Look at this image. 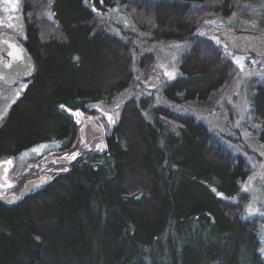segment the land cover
<instances>
[{
  "label": "trees",
  "instance_id": "obj_1",
  "mask_svg": "<svg viewBox=\"0 0 264 264\" xmlns=\"http://www.w3.org/2000/svg\"><path fill=\"white\" fill-rule=\"evenodd\" d=\"M116 1L52 0L55 25L27 22L23 41L37 69L0 125V159L43 143L71 149L79 132L67 109H88L131 83L128 43L96 30L91 8ZM119 1L135 18L152 13L158 36L182 40L196 35L214 0H157L148 11L141 0ZM24 3L37 11L34 0ZM231 3L218 9L229 16ZM196 40L165 89L173 102L207 100L225 82L228 64ZM143 107L123 111L106 151L74 162L15 207L0 200V264H264L254 221L232 209L250 174L245 161L212 142L205 123L183 116L175 127L161 112L147 119ZM252 109L264 144L263 86Z\"/></svg>",
  "mask_w": 264,
  "mask_h": 264
},
{
  "label": "rangeland",
  "instance_id": "obj_2",
  "mask_svg": "<svg viewBox=\"0 0 264 264\" xmlns=\"http://www.w3.org/2000/svg\"><path fill=\"white\" fill-rule=\"evenodd\" d=\"M25 1L0 0V33L10 31L23 41L27 22H35L42 30L55 25L49 4L52 0H34L36 12L24 11ZM154 1L157 0H141L139 3H143L148 11ZM224 2L214 0L205 6L207 9L199 15L202 22L196 35L185 36L182 40L158 36L155 33L156 19L152 13L135 18L136 9L133 11L132 6L122 4L119 0L111 8L91 5L95 9V29H102L128 43L134 73L132 81L112 98L92 102L88 109H67L79 132L71 149L55 153L52 150L55 145L43 143L24 151L17 160L10 158L17 169L16 172L15 169L12 171L17 186L0 192V197L16 194L21 199V192L30 180L49 175V181H52L58 173L69 170L74 162L106 151L107 136L117 125L123 111L130 108L131 104L141 109L145 105L144 115L147 119H154L156 113L161 112L162 120L173 122L175 127L183 116L205 123L210 128L212 142L245 161L250 174L241 183L240 194L231 199L232 209L243 218L254 221L261 239L260 248L264 249V144L258 138L260 120L252 109L254 94L258 88L264 87V53L258 56L235 53L218 36V32L224 29L264 34V0H232L229 16L218 9ZM198 36L215 48L213 54L217 55L221 63L228 64L225 82L207 100L173 102L166 96L165 89L181 74L183 60L197 42ZM238 60L240 63H237ZM166 72L173 73V77L169 78ZM151 75H159L161 83L156 90L147 91L143 85ZM30 81L19 82L13 87L0 84V125L10 114L13 105L22 98ZM109 117L114 123L109 121ZM89 124L101 133L91 142H87L86 138ZM41 145L47 147L38 153L31 151ZM73 153L79 155L71 159ZM52 157L53 160L48 161ZM60 157L66 158L67 162H57L56 159ZM250 202L259 209L258 213L249 214L247 206Z\"/></svg>",
  "mask_w": 264,
  "mask_h": 264
},
{
  "label": "water",
  "instance_id": "obj_3",
  "mask_svg": "<svg viewBox=\"0 0 264 264\" xmlns=\"http://www.w3.org/2000/svg\"><path fill=\"white\" fill-rule=\"evenodd\" d=\"M218 36L226 43V45L235 53L241 55L258 56L264 53V34L252 31H232L224 29L218 32ZM78 56L75 57L78 60ZM36 60L28 46L17 35L10 31L0 33V84L6 87L16 86L21 81L32 80L36 74ZM161 83L159 75H151L144 83V89L147 91L156 90ZM101 133L94 129L91 124L86 128L87 142H91L94 137ZM11 160L8 158L0 159V191L6 192L14 189L17 182L11 177V170L14 167L5 162ZM49 158L48 161H52ZM57 162H67L66 158H57ZM49 175H43L40 178L30 180L21 194H31L48 184ZM6 207H15L20 200L16 194L0 198Z\"/></svg>",
  "mask_w": 264,
  "mask_h": 264
},
{
  "label": "snow or ice",
  "instance_id": "obj_4",
  "mask_svg": "<svg viewBox=\"0 0 264 264\" xmlns=\"http://www.w3.org/2000/svg\"><path fill=\"white\" fill-rule=\"evenodd\" d=\"M100 2L102 3L103 0H100ZM93 10H95V9H93ZM237 63H240V61L238 60ZM165 74L168 75L169 78H172L173 75H174L173 73H168V72H166ZM61 107H63V105ZM69 111H71V110H69ZM74 115L79 116V115H82V114L81 113H74ZM109 121L114 123V120L112 119V117H109ZM45 147H47V146L46 145H41L39 148H34L31 151L38 153ZM77 155H79V153H73L72 156H71V159H75ZM5 163L6 164H11L12 161L8 160ZM247 207H248V212H249L250 215L256 214V213L259 212V209L258 208H254L251 202L249 203V205ZM262 214H264V213H262ZM261 252H264V249H261Z\"/></svg>",
  "mask_w": 264,
  "mask_h": 264
},
{
  "label": "flooded vegetation",
  "instance_id": "obj_5",
  "mask_svg": "<svg viewBox=\"0 0 264 264\" xmlns=\"http://www.w3.org/2000/svg\"><path fill=\"white\" fill-rule=\"evenodd\" d=\"M30 81V80H29ZM58 152H60V151H58ZM55 153H57V151L55 152ZM53 158V157H52ZM14 163V162H13ZM14 166H15V164H14ZM13 169H14V167H13ZM13 169L11 170V177H12V171H13ZM0 192H2V191H0ZM7 196V195H6ZM2 197V196H1ZM0 197V198H1Z\"/></svg>",
  "mask_w": 264,
  "mask_h": 264
}]
</instances>
